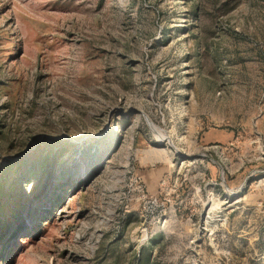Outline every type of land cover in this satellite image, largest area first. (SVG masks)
Segmentation results:
<instances>
[{"label": "rangeland", "instance_id": "obj_1", "mask_svg": "<svg viewBox=\"0 0 264 264\" xmlns=\"http://www.w3.org/2000/svg\"><path fill=\"white\" fill-rule=\"evenodd\" d=\"M0 264H264V0H0Z\"/></svg>", "mask_w": 264, "mask_h": 264}]
</instances>
